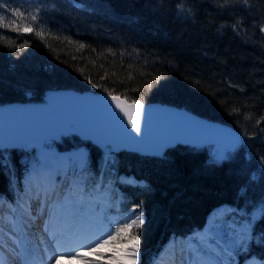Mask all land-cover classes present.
<instances>
[{
	"label": "trees",
	"instance_id": "trees-1",
	"mask_svg": "<svg viewBox=\"0 0 264 264\" xmlns=\"http://www.w3.org/2000/svg\"><path fill=\"white\" fill-rule=\"evenodd\" d=\"M76 1L19 0L15 14L2 11L5 22L33 31L0 27V104L42 101L50 89L94 90L187 108L245 135L221 160L210 146L179 143L164 156L113 153L104 167V152L91 141L71 133L57 142L89 147L88 180L104 170L105 182L120 172L148 182L122 187L145 210L139 264H151L173 233L202 227L217 205L264 193V167L259 180L252 177L264 158V0ZM10 160L21 180L16 150ZM11 173L0 164L5 199L16 198ZM257 231L264 234V217ZM251 252L264 256V243Z\"/></svg>",
	"mask_w": 264,
	"mask_h": 264
},
{
	"label": "snow or ice",
	"instance_id": "snow-or-ice-1",
	"mask_svg": "<svg viewBox=\"0 0 264 264\" xmlns=\"http://www.w3.org/2000/svg\"><path fill=\"white\" fill-rule=\"evenodd\" d=\"M244 2L247 4L248 0H244ZM224 3L225 5L228 4L229 0H224ZM5 7H7L6 4ZM9 11L15 14L19 10L9 9ZM20 15L22 16L23 13H20ZM31 20L36 21L37 15H31ZM0 27L10 28L15 32L27 33L33 31L29 26L21 28L16 20L11 23L5 22L3 16H0ZM35 34L43 36L42 31ZM24 46L26 44L17 45V47ZM108 95L111 97L110 107L111 103L115 102V108L119 109V112L116 113L119 114L121 121L124 123L126 117L127 123L124 124L127 129L130 125L131 132L139 136L143 131L141 122L145 114V105L140 100H132L129 104L118 95H112L111 93H108ZM34 139H38L41 143L39 147L34 148L35 156L27 169L28 189L31 193L27 195L29 202L26 208L17 205L16 209L11 210L14 215L20 217V222L17 223L13 220L9 229L24 234L27 243L25 244V241H16V243L25 244L24 251L27 255L17 257L11 264H43L42 261L37 260L38 247L30 238L29 224L23 223L26 218L34 226L32 219L33 202L36 205V219L43 216L48 217L44 221L43 227V232L48 237V241L43 238L39 241L40 244L45 245L44 251L47 254V264H52V261H59L62 255L85 260L87 264H103L102 260L85 256L84 250L87 249L90 253L97 252L98 249L108 245L112 246L110 255L102 251L97 252V254L102 258L107 256L110 264H137L140 249L139 229L144 224L143 213L137 212L139 205L130 210L126 209L129 214L122 216L121 219L115 222H110L106 229L101 226V232L95 238L82 242L77 241L71 246L65 245V233L75 231L85 210H90V205L94 202L88 197L101 196L102 189L95 183L92 184L90 189L88 188V178L84 175L88 168L82 154L78 158H68L66 161L65 158L54 153L52 144L48 143L49 140L54 141L55 136ZM30 142L31 139L26 140L23 146L26 148ZM0 148H5L4 143H0ZM5 150L7 149L5 148ZM61 173H70L73 180L66 185H58L55 177ZM37 181H43L44 183L38 184ZM104 199L106 200L107 197L104 196ZM261 212L264 213V208L261 209ZM57 217H61L64 221L63 231L57 230ZM229 232H231V235H229ZM248 238L247 226L241 233L237 234L235 229L227 227L226 222H217L207 229L202 236L192 237L191 242L195 245V248L182 247L178 252H175L170 264H237L233 253L238 254ZM124 241L127 244L124 247H119L118 245ZM48 242L52 245L50 252L47 248ZM0 264H6V262L0 258Z\"/></svg>",
	"mask_w": 264,
	"mask_h": 264
},
{
	"label": "water",
	"instance_id": "water-1",
	"mask_svg": "<svg viewBox=\"0 0 264 264\" xmlns=\"http://www.w3.org/2000/svg\"><path fill=\"white\" fill-rule=\"evenodd\" d=\"M117 95V94H112ZM129 104L132 100L121 95ZM107 97V98H106ZM108 92L50 89L42 101H12L0 104V143L7 149H23L26 140L51 138L59 141L71 133L89 140L105 153L122 151L164 156L169 147L182 143L206 144L236 150L245 135L234 126L201 116L187 108L164 102L145 105L143 131L136 136L121 121L119 109ZM122 115V113H121ZM0 148V149H5Z\"/></svg>",
	"mask_w": 264,
	"mask_h": 264
},
{
	"label": "rangeland",
	"instance_id": "rangeland-1",
	"mask_svg": "<svg viewBox=\"0 0 264 264\" xmlns=\"http://www.w3.org/2000/svg\"><path fill=\"white\" fill-rule=\"evenodd\" d=\"M32 1L33 0H24V2H28L29 4L32 3ZM18 2L19 0H0V14L2 13V11L10 13L11 11H9V9H14V7L16 6ZM5 4L7 5V7H5ZM262 29H264V25L262 26ZM40 143L41 141L35 140L33 143H31L26 148L14 149L19 154L20 162L22 163V168H21L22 178L21 179H23V181L22 183L19 184V180H18L19 177L17 176L15 172H13L12 178L15 182L16 194H17L16 201L13 202L9 199L7 200L4 199L0 201V204L3 205V208L1 210L3 211V215L0 214V242L3 243L6 247H8L10 250L12 248H15L17 257H19L17 255L18 252H19V255L21 254L20 256H22V252H23V256L27 255V253L24 251L21 244L16 243L19 237L20 238L23 237L24 234L22 232H13L9 230L11 227V222L13 220H15L17 223L20 222V217L18 215H14V213L11 210L16 209L17 205H20L22 208H24L23 201L26 202L25 198L27 197V194H28L27 190H28V185H29L27 169L30 166L35 156L34 148L39 147ZM48 143L52 144V151L58 154L59 156L66 158V161L68 158L75 159L76 158L75 153H79L81 152V150L84 151L83 153L86 157L85 159L86 160L88 159V153H89L88 147L84 144L79 147H73L67 150H60L58 148L57 141L49 140ZM206 145L210 146L213 152L214 158L216 160L227 158L233 152V150L217 148L210 144H206ZM206 145H202V146H206ZM12 151L13 149H8V148L7 150L0 149V164H5L11 167L9 164V160H10V153ZM106 158H109V159L112 158V154H107ZM263 167H264V159L261 158L258 169L254 170L252 173L253 179L255 180L260 179V172ZM68 174L61 173L60 176L62 178H60L59 180H58V176H56V183L58 185H63V183L64 185H66L67 183L71 182L73 180V177L70 173ZM118 177H119L118 180L120 182H123L126 184L131 183V184H139L143 186L148 185V182L146 180L138 178L132 175L131 173H127V172L121 173L120 176ZM112 186H113V189L111 191L107 192L103 188H101L102 195L99 197H92V200L94 202L91 203L90 210H85L83 216L80 218L75 228V231L65 233L64 241L67 242L65 244L66 246H71L77 241H81V240L87 241V240L95 238L101 232V228H100L101 226H103V228L106 229L110 222H115L116 220L121 219L122 216L128 215L129 213L126 211V209L128 210L133 209L136 205L140 206L139 209H137V212L143 213L144 222H145L146 213H145L143 206L140 203L127 204L128 197H127L126 192H123L122 188L119 185L113 184ZM245 190H246V187H243L241 189V193L244 194ZM110 192L112 194H110ZM104 196L107 197L106 200L104 199ZM262 208H264V193L258 199L245 198L242 203L226 202V203L217 205L216 207L213 208L212 211H210V213L211 212H214V213L212 214L209 213L210 214V215L208 214L209 217L207 215L204 226L198 229L195 233H192L188 235L187 237H179L178 235H172L170 238L174 237L173 241L176 240L175 242L176 246L175 248H172V250L174 249L179 250L182 247L195 248V245L191 242L192 237L202 236L206 232L207 229L212 227L214 223L226 222L227 227L231 229H235L237 234L241 233L245 229V226H247V229L249 232V238L247 242L244 244L243 249H241L238 254L233 253L237 264H264V262H261L257 257L256 258L251 257L250 259L246 260V255L247 253L251 251V246L253 244L255 243L263 244L264 243V234L262 232L257 231L258 223L264 217V213L261 212ZM92 213H95L96 215ZM28 222L30 221H28L26 218L23 220V223L28 224ZM42 223L44 226V222ZM56 227H57V230L59 231L64 230V221L61 217L56 218ZM225 230L227 231V228ZM83 234H86V236ZM229 235H231V232H229ZM36 238L46 239L48 237L44 235L43 237L36 236ZM5 239H7V241L9 242V246L4 242ZM26 243L27 242L25 241V244ZM126 244L127 242L124 241V242H121V244H119L118 246L124 247ZM168 246L169 244L166 243L164 248H167ZM42 248L44 249L45 247L42 246ZM47 248L51 251L52 245L50 242H48ZM164 248L158 255H156V257H154L151 264H161L160 260L164 258V255H163L165 251ZM77 251H79V249H77ZM100 251L105 252L110 255L112 251V246L108 245L102 249L97 250V252H100ZM97 252L90 253L87 249H85L84 255L89 256L91 259L102 260L103 264H110L107 256L102 258L97 254ZM5 255L6 254L2 250H0V257L3 258ZM46 257H47V254H46ZM139 261H140V250H139V259L137 261V264H139ZM166 262L167 264H169L167 260L164 263ZM52 264H87V261L79 259V258H75V257H69L67 255H62L59 261H52Z\"/></svg>",
	"mask_w": 264,
	"mask_h": 264
},
{
	"label": "bare ground",
	"instance_id": "bare-ground-1",
	"mask_svg": "<svg viewBox=\"0 0 264 264\" xmlns=\"http://www.w3.org/2000/svg\"><path fill=\"white\" fill-rule=\"evenodd\" d=\"M84 151H82L81 150V152H79V153H75V156H76V158H78L81 154L83 155V157H84V159L86 158L85 157V155H84V153H83ZM65 160H66V158H65ZM86 160V159H85ZM69 175V174H68ZM66 179V178H65ZM64 179V180H65ZM55 180H56V177H55ZM59 180V179H58ZM37 183L38 184H40V183H44L43 181H37ZM20 184V183H19ZM27 192H28V194L27 195H30L31 193H30V191H29V189L27 190ZM17 195V194H16ZM5 198L4 197H0V201L1 200H4ZM26 199V202H24L23 201V205H24V208H26L27 207V204H28V199H27V197L25 198ZM24 199V200H25ZM7 200V199H6ZM1 205V204H0ZM2 208H3V205H1V207H0V214H2L3 215V211H1L2 210ZM215 211V210H214ZM212 213H214V212H211L210 214H212ZM95 214V213H94ZM209 214V215H210ZM96 215V214H95ZM101 215V214H100ZM209 215H208V217H209ZM84 218V217H83ZM101 218H102V216H101ZM33 221H34V226H33V224H32V222H28V224H29V229H28V231H29V233H30V236H31V239H33L32 241L34 242V243H36V245H37V247H38V252H37V260L38 261H42L43 262V264H46V260H47V257H46V253L44 252V249L42 248V246H44L45 247V245H42V244H40L39 243V241H40V239L38 238H36V236H40V237H43L45 234H44V232H43V223L42 222H44L46 219H48V217L47 216H43V217H41L40 219H36V205H35V203L33 202ZM99 219V218H98ZM93 222H95V221H93ZM101 228V227H100ZM36 231V232H35ZM77 232V231H76ZM75 232V233H76ZM83 232V231H82ZM83 235H85L86 236V234H83ZM78 237V236H77ZM82 237V236H81ZM23 239V240H22ZM45 241L46 240H48V238H43ZM86 239V238H85ZM173 239H174V237H172V238H170V240H169V242H168V244H169V246L167 247V248H164V258L162 259V260H160V262H161V264H167V262L166 263H164L166 260L168 261V263L170 264V261L172 260V258H173V254L175 253V252H178V250H176V249H174V250H172V248H175V242H176V240H174L173 241ZM19 241H25V237L24 238H20L19 237V239H18ZM76 240V239H75ZM82 241V240H81ZM4 242L9 246V242L7 241V239H5L4 240ZM65 242V244L67 243L66 241H64ZM75 242V241H74ZM0 244H2V246H0V250H2L6 255L2 258L5 262H6V264H11V262L14 260V259H16L17 258V256H16V249L15 248H12L11 250L8 248V247H6L3 243H1L0 242ZM22 245V247H23V249H24V246H25V244H21ZM179 246V245H178ZM47 247H48V243H47ZM49 252H50V250H49ZM18 256H20L19 255V252H18V254H17ZM163 257V256H162ZM1 258V257H0ZM256 258V257H255ZM259 259V258H258ZM257 259V260H258ZM260 260V259H259ZM261 262H263L262 260H260Z\"/></svg>",
	"mask_w": 264,
	"mask_h": 264
}]
</instances>
